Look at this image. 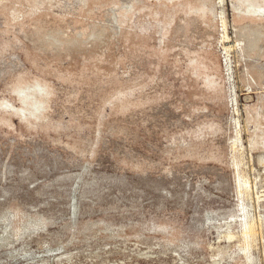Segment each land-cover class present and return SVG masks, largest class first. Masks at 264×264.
I'll return each instance as SVG.
<instances>
[{
    "label": "rangeland",
    "instance_id": "374dc122",
    "mask_svg": "<svg viewBox=\"0 0 264 264\" xmlns=\"http://www.w3.org/2000/svg\"><path fill=\"white\" fill-rule=\"evenodd\" d=\"M0 264H264V0H0Z\"/></svg>",
    "mask_w": 264,
    "mask_h": 264
},
{
    "label": "bare ground",
    "instance_id": "6f19581e",
    "mask_svg": "<svg viewBox=\"0 0 264 264\" xmlns=\"http://www.w3.org/2000/svg\"><path fill=\"white\" fill-rule=\"evenodd\" d=\"M227 58H228V57H227ZM250 222H251V221H250ZM248 223H249V222H248ZM245 224H247V223H245ZM245 224H244V225H245ZM245 226H246V225H245ZM247 226H248V224H247ZM250 226H252V224H251ZM243 231H244V230H243ZM248 235H250V234H248Z\"/></svg>",
    "mask_w": 264,
    "mask_h": 264
}]
</instances>
